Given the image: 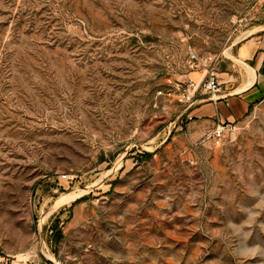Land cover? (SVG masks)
Returning <instances> with one entry per match:
<instances>
[{
    "label": "rangeland",
    "instance_id": "1",
    "mask_svg": "<svg viewBox=\"0 0 264 264\" xmlns=\"http://www.w3.org/2000/svg\"><path fill=\"white\" fill-rule=\"evenodd\" d=\"M263 35L264 0H0V264H264V99L214 145L175 89Z\"/></svg>",
    "mask_w": 264,
    "mask_h": 264
},
{
    "label": "crops",
    "instance_id": "2",
    "mask_svg": "<svg viewBox=\"0 0 264 264\" xmlns=\"http://www.w3.org/2000/svg\"><path fill=\"white\" fill-rule=\"evenodd\" d=\"M236 60L241 63L238 73L230 67L217 73L222 83L219 94L196 95L188 111L195 132L205 134L219 122H237L264 99V35L241 43Z\"/></svg>",
    "mask_w": 264,
    "mask_h": 264
},
{
    "label": "built area",
    "instance_id": "3",
    "mask_svg": "<svg viewBox=\"0 0 264 264\" xmlns=\"http://www.w3.org/2000/svg\"><path fill=\"white\" fill-rule=\"evenodd\" d=\"M218 54H198L194 51L189 53V67L192 70L204 71V76L201 82H196L189 79L187 82L177 84L176 101L184 107L183 112L187 114V120L192 121L193 117L189 115L188 111L194 106L195 98L198 93L208 95L214 98L221 91V81L217 75L216 67L221 62ZM172 83L171 80H169ZM174 91L161 90L158 94L163 96H171ZM236 130L234 122H219L208 134L207 138L214 144L220 145L226 136Z\"/></svg>",
    "mask_w": 264,
    "mask_h": 264
},
{
    "label": "trees",
    "instance_id": "4",
    "mask_svg": "<svg viewBox=\"0 0 264 264\" xmlns=\"http://www.w3.org/2000/svg\"><path fill=\"white\" fill-rule=\"evenodd\" d=\"M57 233H59V232H57ZM59 235V234H58Z\"/></svg>",
    "mask_w": 264,
    "mask_h": 264
},
{
    "label": "bare ground",
    "instance_id": "5",
    "mask_svg": "<svg viewBox=\"0 0 264 264\" xmlns=\"http://www.w3.org/2000/svg\"><path fill=\"white\" fill-rule=\"evenodd\" d=\"M248 68V67H247Z\"/></svg>",
    "mask_w": 264,
    "mask_h": 264
}]
</instances>
